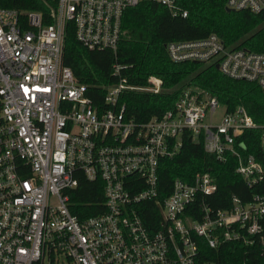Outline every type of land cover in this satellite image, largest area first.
I'll use <instances>...</instances> for the list:
<instances>
[{"label":"built area","instance_id":"obj_1","mask_svg":"<svg viewBox=\"0 0 264 264\" xmlns=\"http://www.w3.org/2000/svg\"><path fill=\"white\" fill-rule=\"evenodd\" d=\"M40 1L48 12L0 9V264H197L200 238L212 248L264 245V159L247 155L240 140L262 127L244 107L230 109L190 86L172 109L137 122L127 117L123 94H159L160 78L129 84L116 63V82L97 106L63 64L70 23L88 50L117 52L126 10L151 1L186 18L179 0ZM227 8L264 14V0H228ZM166 48L173 62L218 65L264 90V53L232 49L216 34ZM185 133L218 160H237L252 189L248 201L233 195L226 209L198 202L217 189L209 173L176 180L160 200V162L180 152ZM82 176L103 181L106 211L81 220L71 196Z\"/></svg>","mask_w":264,"mask_h":264},{"label":"trees","instance_id":"obj_2","mask_svg":"<svg viewBox=\"0 0 264 264\" xmlns=\"http://www.w3.org/2000/svg\"><path fill=\"white\" fill-rule=\"evenodd\" d=\"M227 1L179 0L188 12L186 18L174 16L158 3L142 2L125 11L117 52L88 50L77 40L70 23L63 64L72 69L81 84L87 86L88 96L97 106L105 105L106 86L116 82V63L123 66L122 74L129 84L146 86L150 77L160 78L163 89L159 94L141 91L123 94L121 101L126 106L127 117L137 122L148 121L172 109L181 92L190 86L205 90L230 109L242 106L262 128L247 131L240 140L248 148L247 155L252 154L263 161L264 90L256 83L225 76L216 65L173 62L166 48L170 42L216 34L232 49L244 48L264 53V14L228 11ZM0 9L23 13H46L49 10L40 0H0ZM237 167L235 158L230 156L225 162L218 160L205 151L203 141H195L189 133H185L180 152L160 162V200L171 194L176 180L191 181L198 173H209L215 179L217 189L211 195L200 196L198 202L204 200L215 209H226L233 195L248 201L252 189L237 173ZM79 180V186L71 196L73 213L81 220L105 213L103 181L91 182L83 176ZM256 191L261 192L260 186ZM155 217L143 215L147 222L155 220ZM197 264H264V245L247 246L239 241H226L212 248L206 239L200 238Z\"/></svg>","mask_w":264,"mask_h":264},{"label":"rangeland","instance_id":"obj_3","mask_svg":"<svg viewBox=\"0 0 264 264\" xmlns=\"http://www.w3.org/2000/svg\"><path fill=\"white\" fill-rule=\"evenodd\" d=\"M223 111H224V106H223V105L219 106V108H218V112H217L216 115H215V119H216V121L219 120V118H220L221 115L223 114ZM206 122H207V120H206ZM262 147H263V149H264V139H263V141H262Z\"/></svg>","mask_w":264,"mask_h":264},{"label":"water","instance_id":"obj_4","mask_svg":"<svg viewBox=\"0 0 264 264\" xmlns=\"http://www.w3.org/2000/svg\"><path fill=\"white\" fill-rule=\"evenodd\" d=\"M227 10L230 11V9H227ZM216 68L219 69V66L217 65Z\"/></svg>","mask_w":264,"mask_h":264}]
</instances>
